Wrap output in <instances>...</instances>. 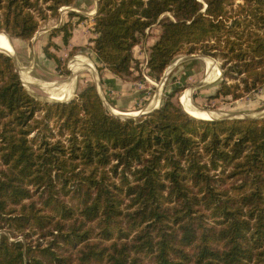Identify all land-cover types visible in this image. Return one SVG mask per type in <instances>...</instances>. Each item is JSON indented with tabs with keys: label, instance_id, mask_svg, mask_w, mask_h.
<instances>
[{
	"label": "trees",
	"instance_id": "trees-1",
	"mask_svg": "<svg viewBox=\"0 0 264 264\" xmlns=\"http://www.w3.org/2000/svg\"><path fill=\"white\" fill-rule=\"evenodd\" d=\"M76 2L0 0V31L31 40ZM94 22L92 51L122 79L158 23L151 77L203 54L222 61L215 97L264 88V0H98ZM179 90L124 119L95 84L42 102L0 51V264H264V117L196 119Z\"/></svg>",
	"mask_w": 264,
	"mask_h": 264
},
{
	"label": "rangeland",
	"instance_id": "rangeland-1",
	"mask_svg": "<svg viewBox=\"0 0 264 264\" xmlns=\"http://www.w3.org/2000/svg\"><path fill=\"white\" fill-rule=\"evenodd\" d=\"M97 2L98 0H80L71 6L62 7L66 10L60 8L57 17H48L49 19L46 20L40 19V27L31 40L11 37L7 32L0 31L11 37L13 46L11 52L17 58L20 75L26 72L35 81L36 84H29L28 87L22 79L27 90L32 95L35 94L33 95L35 98L42 102L54 103L52 100L45 99L50 94L45 86H48V88L56 87V83L70 82V79L73 78V83H71V86H73L72 96L64 101L55 102L71 101L86 86L95 84L106 108L112 114L123 119L137 117L145 114L144 112L149 113L159 108L168 97V93L176 87L180 90L176 92L173 101L179 103L184 111L182 97L184 94L190 93L193 105L206 110L222 112L224 116L244 118L242 116L257 117L263 113L264 88L257 93L234 101L228 97H215L222 79V74L217 75V69L221 70V73L223 71L222 61L211 56L182 54L167 67L159 80L151 77L147 65L150 49L157 40L155 38L161 32L158 23L153 24L146 30V37L134 48L136 63L132 75L129 78L121 80L117 78V81L108 85L105 84L108 81L105 74L108 72L106 68L100 66L91 48L93 45L92 39L96 37L94 17L97 12L95 11ZM79 22L80 25H78ZM65 26L66 31L54 34L55 29H64ZM65 32L70 33L67 43L63 39ZM49 44H52L49 47L50 51L60 59V63L46 55L45 47ZM2 52L12 54L7 51ZM191 55H196V57L186 58ZM198 55L203 56L199 57ZM77 58L91 64L93 69H84L75 73L72 62ZM206 58H209L211 62ZM211 74H213V78H211ZM113 109L122 112V114L114 113ZM137 111L140 113L129 115ZM223 115L216 118L221 119ZM2 232L4 231L0 230V236ZM19 238L25 240L23 236Z\"/></svg>",
	"mask_w": 264,
	"mask_h": 264
},
{
	"label": "bare ground",
	"instance_id": "bare-ground-1",
	"mask_svg": "<svg viewBox=\"0 0 264 264\" xmlns=\"http://www.w3.org/2000/svg\"><path fill=\"white\" fill-rule=\"evenodd\" d=\"M0 49L4 50V51H7V52L13 51L11 37H9L7 34H5L3 32H0ZM206 59L210 60L209 58H206ZM210 62H211V60H210ZM72 68H73L75 73L80 71V70H84V69H90V70L93 69L91 64H89V63L87 64L81 58H77V59H75L72 62ZM23 71H26V70H23ZM220 73H221V70L217 69V75L218 76L221 75ZM212 76H213V74H211V78L214 77V76L213 77ZM22 79L24 80L25 85L28 86V87H29V84H34L35 83V81L32 79V77H30V75L27 74L26 72H24V74L22 76ZM56 84H57L56 87L48 88V86H45L50 92L49 96L47 95V97H45V99L52 100V101L55 102V101H64L66 99H69L72 96V94H73V86H71V82L64 81V82H61L60 84H58V83H56ZM33 95H35V94L33 93ZM190 95H191L190 93L184 94L183 97H182V103L184 105L185 111L188 112L193 117H195L196 119L198 118V119H201V120H203V119L210 120L212 118H216V117H218L220 115H223L222 112L206 110V109H204V108H202L200 106L193 105L192 102H191ZM151 109H153V108H151ZM113 111H114V113L122 114V112H119L116 109H113ZM139 113L140 112L137 111V112H133V113H131L129 115H136V114H139Z\"/></svg>",
	"mask_w": 264,
	"mask_h": 264
},
{
	"label": "water",
	"instance_id": "water-1",
	"mask_svg": "<svg viewBox=\"0 0 264 264\" xmlns=\"http://www.w3.org/2000/svg\"><path fill=\"white\" fill-rule=\"evenodd\" d=\"M0 50H1V49H0ZM1 51H4V50H1ZM9 53L11 54L12 52L9 51ZM10 56L13 57L14 61H15L16 64H17V69H18V71H19V66H18L17 58L15 57L14 53H12ZM198 56H199V57H202L203 55H198ZM192 57H196V55L187 56L186 58H192ZM204 57H206V56H204ZM144 113H146V112H144ZM124 115H127V114H124ZM242 117H244V118H263V117H264V111H263V113H261L260 116H257V117L250 116V115H245V116H242ZM225 118H234V117H232V116H228V115H225V116H222V117H221V119H225ZM212 119H216V118H212Z\"/></svg>",
	"mask_w": 264,
	"mask_h": 264
},
{
	"label": "crops",
	"instance_id": "crops-1",
	"mask_svg": "<svg viewBox=\"0 0 264 264\" xmlns=\"http://www.w3.org/2000/svg\"><path fill=\"white\" fill-rule=\"evenodd\" d=\"M77 1H80V0H77ZM97 8H98V2H97V4H96V9H95V11H97ZM67 9H69V8H67ZM71 9V8H70ZM73 10V9H72ZM75 13V12H74ZM79 13H81L80 11H79ZM75 14H77V15H80V14H78V13H75ZM78 25H80V22H79V24ZM155 39H157V37L155 38ZM107 70V72L108 73H106L105 74V76L107 77V82L105 83V84H111L112 82H114V81H117V78L118 79H122V78H120V77H118L117 75H115V74H113L111 71H109L108 69H106ZM220 74H222V73H220ZM23 76V75H22ZM70 80H72L73 81V78L72 79H70ZM72 81H70L71 83H72Z\"/></svg>",
	"mask_w": 264,
	"mask_h": 264
},
{
	"label": "built area",
	"instance_id": "built-area-1",
	"mask_svg": "<svg viewBox=\"0 0 264 264\" xmlns=\"http://www.w3.org/2000/svg\"><path fill=\"white\" fill-rule=\"evenodd\" d=\"M61 10H66L65 8H62Z\"/></svg>",
	"mask_w": 264,
	"mask_h": 264
}]
</instances>
